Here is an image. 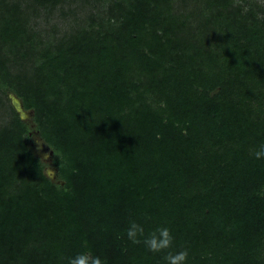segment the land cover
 Wrapping results in <instances>:
<instances>
[{
  "label": "trees",
  "instance_id": "1",
  "mask_svg": "<svg viewBox=\"0 0 264 264\" xmlns=\"http://www.w3.org/2000/svg\"><path fill=\"white\" fill-rule=\"evenodd\" d=\"M261 145L260 0H0V264H264Z\"/></svg>",
  "mask_w": 264,
  "mask_h": 264
},
{
  "label": "clouds",
  "instance_id": "2",
  "mask_svg": "<svg viewBox=\"0 0 264 264\" xmlns=\"http://www.w3.org/2000/svg\"><path fill=\"white\" fill-rule=\"evenodd\" d=\"M256 159H264V145H261L258 150L254 152ZM127 237L133 243H143L149 251L153 253L164 252L170 249L173 245V236L171 230L167 227H160L145 235L144 227L132 221L127 229ZM188 258V251L167 252L164 256L166 264H186ZM68 264H105L100 256L92 255L90 252L78 253L76 256L69 259Z\"/></svg>",
  "mask_w": 264,
  "mask_h": 264
},
{
  "label": "rangeland",
  "instance_id": "3",
  "mask_svg": "<svg viewBox=\"0 0 264 264\" xmlns=\"http://www.w3.org/2000/svg\"><path fill=\"white\" fill-rule=\"evenodd\" d=\"M260 2L264 3V0H260ZM53 20H54V21H56V20L58 21V24H59V27H60V28L63 29V27H64V28L68 29V26H67V24H66V21H64L62 18H60V16H59L58 13H56V14L54 15ZM11 98H12V97H11ZM28 119H29V118H28ZM32 139H33L32 144H33V147L35 148V150H36L38 153H41V151H43V152H44V151L47 152V155H45V156H46L45 160H48V161H49V160H50V155H49V153H48L47 148H45L42 139H41V138H38V136L35 135V134L33 135ZM42 156H43V155H42ZM50 170L53 171L52 168H48V169H47V172L49 173Z\"/></svg>",
  "mask_w": 264,
  "mask_h": 264
},
{
  "label": "water",
  "instance_id": "4",
  "mask_svg": "<svg viewBox=\"0 0 264 264\" xmlns=\"http://www.w3.org/2000/svg\"><path fill=\"white\" fill-rule=\"evenodd\" d=\"M11 97H12L13 104L15 105L16 110L20 113L21 117H22L23 119H28V118H30L31 115H32V113H33V111H32V110H25L22 100H21L19 97H17L15 94H12ZM43 144H44V143H43ZM44 146H45V148H47V150H49V149H48V145L44 144ZM48 153H49V155H50V154H52L53 152H52V151H48ZM39 154L43 155V158L45 159V158H46L45 155H47V152H45V151H44V152L41 151V153H39ZM49 175L52 176L53 178H55L54 170H53V171L50 170V171H49Z\"/></svg>",
  "mask_w": 264,
  "mask_h": 264
}]
</instances>
